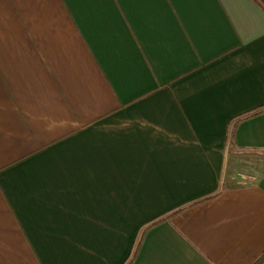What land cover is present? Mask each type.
Returning <instances> with one entry per match:
<instances>
[{"label":"crops","instance_id":"crops-1","mask_svg":"<svg viewBox=\"0 0 264 264\" xmlns=\"http://www.w3.org/2000/svg\"><path fill=\"white\" fill-rule=\"evenodd\" d=\"M264 0H0V264H262Z\"/></svg>","mask_w":264,"mask_h":264},{"label":"rangeland","instance_id":"rangeland-1","mask_svg":"<svg viewBox=\"0 0 264 264\" xmlns=\"http://www.w3.org/2000/svg\"><path fill=\"white\" fill-rule=\"evenodd\" d=\"M262 264H264V262Z\"/></svg>","mask_w":264,"mask_h":264},{"label":"trees","instance_id":"trees-1","mask_svg":"<svg viewBox=\"0 0 264 264\" xmlns=\"http://www.w3.org/2000/svg\"><path fill=\"white\" fill-rule=\"evenodd\" d=\"M256 264V263H255Z\"/></svg>","mask_w":264,"mask_h":264}]
</instances>
